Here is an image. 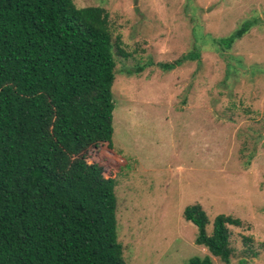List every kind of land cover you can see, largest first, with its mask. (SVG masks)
Listing matches in <instances>:
<instances>
[{"label": "rangeland", "instance_id": "obj_1", "mask_svg": "<svg viewBox=\"0 0 264 264\" xmlns=\"http://www.w3.org/2000/svg\"><path fill=\"white\" fill-rule=\"evenodd\" d=\"M73 3L103 8L128 54L115 56L113 149L89 151L116 180L125 264H225L195 244L198 230L182 215L194 204L208 234L217 215L241 220L229 227L230 264H264V0ZM245 22L228 51L211 42ZM194 51L173 70L159 66Z\"/></svg>", "mask_w": 264, "mask_h": 264}, {"label": "trees", "instance_id": "obj_2", "mask_svg": "<svg viewBox=\"0 0 264 264\" xmlns=\"http://www.w3.org/2000/svg\"><path fill=\"white\" fill-rule=\"evenodd\" d=\"M250 27L211 42L228 51ZM120 45L101 7L0 0V264H125L116 180L89 154L113 149L115 56H128ZM198 56L159 66L170 71ZM182 215L198 230L195 244L230 264L229 227L241 220L217 215L208 234L199 204ZM251 244L245 237L256 257Z\"/></svg>", "mask_w": 264, "mask_h": 264}]
</instances>
